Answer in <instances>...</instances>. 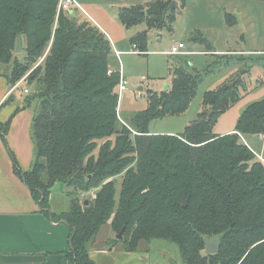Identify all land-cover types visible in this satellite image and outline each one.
<instances>
[{
  "label": "trees",
  "instance_id": "1",
  "mask_svg": "<svg viewBox=\"0 0 264 264\" xmlns=\"http://www.w3.org/2000/svg\"><path fill=\"white\" fill-rule=\"evenodd\" d=\"M174 1L184 6L186 0L120 10L125 28L147 26L131 45L149 52V31L163 30L175 19ZM59 2L0 0V77L9 87L27 83L33 88L25 90V108L34 109L32 169L23 171L10 154L15 174L42 208H48L56 184L68 187L69 211L57 217L71 228L68 259L97 264L91 247L110 225L116 234L125 227L123 240L114 244L121 242L126 252L163 240L179 247L184 264H264V163L241 138L264 134V99L246 107L233 132H213L219 117L240 100L251 71L238 70L207 91L198 120L182 134L152 133V121L188 110L201 75L174 69L171 89L148 90L146 109L122 118L119 71L108 73L111 42L84 12H58ZM19 35L23 62L14 55ZM10 125V120L0 123L6 144ZM119 176L123 182L116 202ZM91 191L95 198L85 206L81 198ZM218 236L219 251L203 255L204 238Z\"/></svg>",
  "mask_w": 264,
  "mask_h": 264
},
{
  "label": "rangeland",
  "instance_id": "2",
  "mask_svg": "<svg viewBox=\"0 0 264 264\" xmlns=\"http://www.w3.org/2000/svg\"><path fill=\"white\" fill-rule=\"evenodd\" d=\"M94 1L101 4L104 11L115 19L117 18L119 22L118 15L121 7L144 5L158 0ZM85 14L92 19L89 13L85 12ZM171 15L175 19L169 22L167 28L149 31L148 48L150 52L154 53L149 52L148 55L140 56H122L123 70L126 80H128L129 91L120 97V115L123 118L146 109L148 90L162 92L171 89L174 69L183 67L189 73L201 75L196 97L184 114L154 120L150 124V131L155 134H182L187 126L198 120L199 114L203 111V100L207 91L214 90L224 84L238 70H252V75L245 77L247 86L240 88V100L218 119L213 132L222 134L236 126L238 119L248 105L264 99V88L260 85L264 80L259 78L261 72H264V55L257 53L264 50V0H186L185 5L178 6ZM133 29L136 32H143L147 30V26L140 24ZM192 35L197 38L203 37L206 41H192ZM179 42H185L188 50L191 51L195 50L191 46L197 45L196 49L201 51H231L236 52V54H220L219 56L218 53L214 52L184 57L162 54L170 51L173 44ZM136 50L139 51L138 54L142 53L139 49ZM14 55L20 62H23L26 52L16 49ZM119 63L118 58L114 56L109 58L110 67L120 70ZM257 63L260 64V67L253 68ZM12 66L13 63L9 67L12 68ZM27 89L32 90L33 88L27 83L21 85L10 101L2 107V110H6L17 102L21 103V110L14 112L11 120H14L20 112L27 109H30L34 115L33 108H25V101L28 96L25 94V90ZM243 138L254 152L264 157L262 134H245ZM29 139L33 145L34 164L35 145L32 141L31 127ZM100 143L102 144L103 141ZM95 154H98V150L95 151ZM122 182L121 176L116 178V202L119 201ZM66 189L68 187L62 183L53 187L50 203L53 205L50 207L61 211V208L66 204L67 194L64 193ZM95 194L96 191L86 193L81 198L82 202L84 199L93 201ZM110 239L111 243L108 241ZM115 240H118L116 233L110 225H106L100 230L94 244L109 247L110 244H114ZM116 245L120 247L122 243L119 242ZM140 246L141 249L146 248L150 251L152 264H184L179 247L175 243L153 240L150 243L143 242ZM202 254L205 255L206 250Z\"/></svg>",
  "mask_w": 264,
  "mask_h": 264
},
{
  "label": "crops",
  "instance_id": "3",
  "mask_svg": "<svg viewBox=\"0 0 264 264\" xmlns=\"http://www.w3.org/2000/svg\"><path fill=\"white\" fill-rule=\"evenodd\" d=\"M77 1L85 8L86 12L91 15L93 19H91V21L111 42L113 48V54L111 56L118 58L122 70L123 55L140 56L149 54L150 51L139 54L131 53L139 52L136 50L138 49L137 46L131 45L130 39L138 33H141L140 31H133V27L129 29L125 28L120 21L118 22L117 18L115 19L108 12L104 11L101 4H97L94 0ZM148 4L132 6L145 7ZM132 6H123L120 10ZM179 43L185 44V42ZM174 45L176 44H173V46ZM185 46V51L189 54L179 55V57L212 54L214 52L218 53L219 56L220 54H236V52L231 51H201L200 49L199 51L196 49L197 45L191 46L195 49L191 51L188 50L186 44ZM116 52H118L119 55H117ZM167 52L168 51L163 52L162 54L169 55ZM257 53L264 55V50L258 51ZM255 67H260V64H255L253 68ZM110 69L116 72L121 70L112 67H110ZM252 73L251 70L247 77L252 75ZM263 76L264 72H261L259 78L264 80ZM124 77L126 80L125 73ZM244 82L247 86L245 77ZM263 82H261L260 85L264 88ZM23 84L24 83L21 85ZM21 85L15 88L9 87L7 79L5 77H0V123L9 121L14 112L21 108V103L17 102L8 109L2 110L4 101L10 96L13 97L14 93L20 89ZM128 91L129 88L126 92ZM120 109L119 102V111ZM32 118L33 114L31 110L27 109L20 112L14 120L10 119L11 125L7 136L8 144L5 143L2 132H0V264H73L66 255V253L70 251L71 228L62 219L57 218L59 217L58 215L69 211L70 199L67 197L66 204L59 212L53 207H50L53 205L50 204L52 200L51 191L48 208H42L40 203L33 197L31 190L14 172V161L10 151H13V155L19 162L23 171H29L30 167L33 165V145L29 139ZM234 129L235 127L218 135L231 133ZM245 143L249 146L246 141ZM66 191L67 189L64 193ZM54 214L56 216H52ZM113 234L112 232V235ZM108 241L111 243V239ZM90 257L97 264H152L150 251L146 248L141 249V246L138 252H126L122 245L118 247L116 244H110L109 247H104L99 244H93Z\"/></svg>",
  "mask_w": 264,
  "mask_h": 264
},
{
  "label": "built area",
  "instance_id": "4",
  "mask_svg": "<svg viewBox=\"0 0 264 264\" xmlns=\"http://www.w3.org/2000/svg\"><path fill=\"white\" fill-rule=\"evenodd\" d=\"M76 10H80V11H82L84 13L86 12L84 10V8L80 5V3L77 0H60L59 6H58V12L64 11V12H67V13L72 14ZM185 48H186L185 44H183V43H177L176 45H174L172 47V49L170 51L167 52V54L174 55V56L187 55L189 53H187L185 51ZM131 53H138V52H131ZM116 54L119 55L118 52H116ZM108 73L109 74H112L113 71L111 69H109V72ZM119 75H120V83H119L118 93H119V101H120V97L128 90V82L125 80L124 73H123V70L122 69L119 71ZM241 138L243 139L242 136H241ZM262 138L264 139V134H262ZM244 143H245V141H244ZM253 153L257 156V158L261 162L264 163V157L262 155H258L254 151H253Z\"/></svg>",
  "mask_w": 264,
  "mask_h": 264
},
{
  "label": "water",
  "instance_id": "5",
  "mask_svg": "<svg viewBox=\"0 0 264 264\" xmlns=\"http://www.w3.org/2000/svg\"><path fill=\"white\" fill-rule=\"evenodd\" d=\"M179 6V3L177 1H174L170 7V9L174 10ZM23 46H24V40H23V36L19 35L18 37V43H17V50L18 51H22L23 50ZM168 89V88H166ZM213 111V108H211V112ZM89 201L86 200L85 205H88ZM188 205V201H185L184 206L186 207ZM124 232H125V227L121 230V232L119 234H117V238L118 240H123L124 237ZM220 239L221 237H215L213 239H209V238H204L205 243H206V253L207 254H216L219 251V247H220Z\"/></svg>",
  "mask_w": 264,
  "mask_h": 264
}]
</instances>
